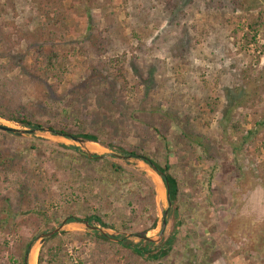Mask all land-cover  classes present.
I'll list each match as a JSON object with an SVG mask.
<instances>
[{"label":"rangeland","instance_id":"374dc122","mask_svg":"<svg viewBox=\"0 0 264 264\" xmlns=\"http://www.w3.org/2000/svg\"><path fill=\"white\" fill-rule=\"evenodd\" d=\"M0 9V36L20 43L27 68L32 44L63 53L55 78L23 76L12 105H28L36 121L171 164L180 182L179 211L171 206L162 240L174 229L177 240L166 259L135 264H264V0H0ZM233 123L242 131L235 133ZM17 137L43 145L59 161L61 153L81 148L44 130ZM6 143L0 149L14 154L16 144ZM95 145L93 154L125 156ZM35 155L33 170L45 151ZM103 160L125 169L119 183L104 180L103 162L65 164L62 171L80 172L79 183L53 197L39 193L31 203L19 200V184L0 168V212L11 223L0 229V264H21L25 241L35 235L24 221L36 214L49 220L37 237L67 223L56 239L35 244L43 264L131 263L120 246L109 253L83 224H69L71 211L81 220L94 211L114 229L94 227L134 242L145 231L157 240L169 206L157 197L154 172L137 158ZM33 175L41 178L37 185L47 176L44 170ZM155 218L157 228L148 231Z\"/></svg>","mask_w":264,"mask_h":264},{"label":"trees","instance_id":"16d2710c","mask_svg":"<svg viewBox=\"0 0 264 264\" xmlns=\"http://www.w3.org/2000/svg\"><path fill=\"white\" fill-rule=\"evenodd\" d=\"M45 25L46 24H44L41 28L40 34L42 36H44ZM9 26H12L11 29L14 31V24H12L11 22H7L6 27ZM7 36L8 39L11 38V35ZM29 42L32 44L31 39H29ZM19 45L20 43L18 44L12 41L5 42L0 36V79L2 78L0 81V119L9 123L19 125L23 128H28L30 130H42L43 127L48 126L52 132L59 129L61 133H70L76 138L83 139L85 141L96 144H101L110 150L117 149L112 143H107L106 145L98 136L94 134L72 133L67 129H60L56 126L45 124L41 121H36L33 118V113L31 112V109L28 105H21L20 103L12 105V103L9 102L13 100L14 93H19L20 87L25 82L24 77H26L30 81L34 79L48 81L52 78H55L58 66L63 58V53L60 49L52 48L51 50H48L44 45L32 44V62L28 65L29 68H27L25 66L27 64L26 62H24L26 59L25 55L27 54V52L19 50ZM138 48H140V46ZM3 60H7L6 63H3ZM14 68H20V73L12 77L11 79L5 77L6 72ZM102 68L107 69L106 66H102ZM122 71V69H120L119 71L120 78H124V74L122 73ZM261 125L264 127V120L262 121ZM258 126L260 125L258 124ZM231 127L235 133H239L240 131H242L241 126L238 123H233ZM256 130L257 128L249 132L250 134H254ZM7 139H10L13 143H15L17 148L15 149L14 154L12 153L11 149H0V168L2 169V171L5 172L7 180L9 175L12 176V178L8 182H11L12 184H19L18 194L20 198L19 200L22 202L28 201L29 203H31L35 199V197L42 192L46 195L50 193L53 197V195L55 194V190H61L64 186L73 187L77 183H79L80 172H78L76 175H71L67 172L62 171L61 169L65 164H67L68 166H73L75 164L91 166L93 164L103 162L104 167L102 169L101 174L104 176V180L112 185L119 183L121 181L120 178L126 172L122 166L112 163L108 160L101 161L102 159L98 158L89 159L84 153H81V150L78 147H73V149L77 151V153L75 154L61 153L64 157L62 158V161H59L55 158V154H51L50 157L47 156L49 153L48 148L44 147L43 145L37 144L34 141L21 140L15 134L4 133L0 131V143L7 144ZM37 150L45 151V157L39 158V160H41V163L36 165V169L33 170L30 168V166L33 158L36 157L35 151ZM117 150L122 155L132 156L133 158L139 159L146 165L150 166L152 169L156 168V170L160 173V177L163 180L165 187H169V200L172 205L176 204L175 211L178 212L179 208L177 203L179 202L180 197V182L170 172L171 164L167 163L165 166H163L158 161L150 158L148 154L144 153V151L138 150V148H132L128 150V148L121 146L118 147ZM27 152L32 158L26 159L24 157ZM56 154H59V152H57ZM93 156L96 157L97 155L93 154ZM43 170L46 172L47 176L46 178H44V180H42L40 185H37V182L39 184L41 178L37 177V175H33V172L36 171L37 173H39ZM113 175L116 176L115 181L112 180ZM155 194L156 192L153 190L152 195ZM46 198L50 199L51 197L46 196ZM169 212H171V209H169ZM3 214L4 212H0V229L2 230L5 229V227H7L8 225L11 226L8 217L5 218ZM74 214V211H71L68 215H65V217L68 218V223H88L90 226H93L94 223H97L103 228L114 229L113 225L107 224L102 219V217L94 211L87 214L83 220L74 217ZM63 217L64 215H62L61 217L55 216L53 217V220L58 222L60 218ZM48 222L49 220L41 214L31 216L27 221H24V223L28 226H32L35 235L33 237L27 238L25 241L23 252L21 255V264H26L25 256L28 253L29 246L36 239L37 235L41 233L38 231V229ZM176 223L178 225L179 221H177ZM157 226L158 218H155L148 231L155 230ZM16 227H18V225ZM127 227L128 225L125 226L126 229ZM145 232H141L140 236L146 237L147 234ZM89 235L93 237L92 239L96 242V244H98L99 247L106 246L108 248L107 251L109 253H115L117 246H120L124 250V253L127 254L129 259H131L130 264H135L138 260L158 262L166 259L170 255V252L173 249V244L177 240L176 229H174V232L166 240H162L158 244H155L151 241H146L144 239H139L138 242H134L132 240L127 239L125 235L117 236L116 238H114L117 240L116 241L112 240L113 237L109 235H103L97 231H90L87 236ZM57 237L58 234L49 237L46 240L49 242L56 239ZM43 261V251H41L38 257V264H43Z\"/></svg>","mask_w":264,"mask_h":264},{"label":"water","instance_id":"95a60500","mask_svg":"<svg viewBox=\"0 0 264 264\" xmlns=\"http://www.w3.org/2000/svg\"><path fill=\"white\" fill-rule=\"evenodd\" d=\"M47 131V132H50V133H53L54 135H58V136H61V137H64L66 139H70V140H73L77 143L80 144L81 148L78 147L80 150H84V154L89 158V159H93V158H98V159H107L109 157H119L121 159H130V158H133L132 156H121V155H117V154H107V155H97L96 157L93 156V153L90 152L89 148H88V144H91L92 142H88V141H85L83 139H79V138H76L75 136H72L70 134H65V133H60V132H57V131H54L52 132L50 129H45L43 128L42 130H30V131H26V130H20V129H16L14 127H10V126H7V125H3L2 123H0V131L4 132V133H12V134H15L17 136H24L25 134L27 133H36L38 131ZM96 144V143H95ZM153 172L154 174L161 180L165 190H166V198H167V201H168V209L164 211V217H163V221H162V229L159 233V236L157 238V240L155 239H152V238H149V237H140V239H144L146 241H151V242H154L155 244H158L164 237V234H165V230H166V227H167V215L169 213V209L170 207L172 206L171 202H170V195H169V187L167 186V188L165 187L164 185V182L163 180L161 179L160 177V173L156 170V168L152 169L150 166H148ZM73 223H80V222H72V223H69V224H73ZM83 224L85 227H86V230L88 232L90 231H97L103 235H109L112 238V240H116L114 238L117 237L116 234H111L109 233L107 230H104V229H100V228H97V227H94V226H90L88 223H81ZM67 225L66 221H64L59 227L53 229L52 231L48 232V233H43L41 234L40 236H38L32 243L31 245L29 246V249H28V253L26 254L25 256V263L26 264H30L29 263V260H30V251L33 249L34 245L38 242H40V245L44 244L46 239L49 238V237H52L56 234H58L65 226ZM118 234V233H117ZM121 233H119L118 235H120ZM126 236V235H125ZM128 236V235H127Z\"/></svg>","mask_w":264,"mask_h":264},{"label":"bare ground","instance_id":"6f19581e","mask_svg":"<svg viewBox=\"0 0 264 264\" xmlns=\"http://www.w3.org/2000/svg\"><path fill=\"white\" fill-rule=\"evenodd\" d=\"M92 145H95V144H88V148L90 150H91ZM95 146H98V145H95ZM153 175H154L155 183H156L155 187H156L157 197H158L159 201H163L166 198V190L164 189V186H163L161 180L155 174H153ZM38 255H39V248L37 245H34L33 249L30 251L29 263L30 264H37Z\"/></svg>","mask_w":264,"mask_h":264}]
</instances>
